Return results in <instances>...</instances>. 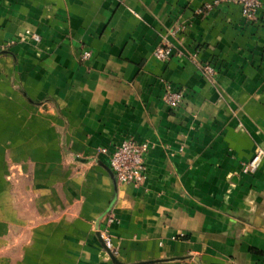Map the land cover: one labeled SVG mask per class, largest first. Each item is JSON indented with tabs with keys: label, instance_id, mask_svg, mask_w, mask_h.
<instances>
[{
	"label": "crops",
	"instance_id": "0c3cea01",
	"mask_svg": "<svg viewBox=\"0 0 264 264\" xmlns=\"http://www.w3.org/2000/svg\"><path fill=\"white\" fill-rule=\"evenodd\" d=\"M209 1L0 0V264H264V0ZM127 137L137 187L108 167Z\"/></svg>",
	"mask_w": 264,
	"mask_h": 264
},
{
	"label": "built area",
	"instance_id": "2783aa9c",
	"mask_svg": "<svg viewBox=\"0 0 264 264\" xmlns=\"http://www.w3.org/2000/svg\"><path fill=\"white\" fill-rule=\"evenodd\" d=\"M221 5H237L240 7L241 15L247 23H255L257 12L262 8L261 0H211L203 5L201 12H209ZM34 41H39L38 37L33 36ZM171 49L167 45H161L154 51V57L157 61L165 63L170 57ZM91 53L84 50L81 54L83 61L89 60ZM201 72L205 77L214 78L216 75L215 69L210 64L202 65ZM184 93L180 90L173 91L167 87L164 94V101L171 110H176L182 103ZM104 154L105 150L102 151ZM148 145L139 143L132 137L125 138L121 144L116 146L108 156V167L111 171L114 180L118 184L140 186L144 183L147 176L146 155ZM263 153L258 151L256 155L245 165L243 172L253 174L261 162ZM103 246L112 255H115V250L112 246L111 238L106 231L100 233Z\"/></svg>",
	"mask_w": 264,
	"mask_h": 264
}]
</instances>
